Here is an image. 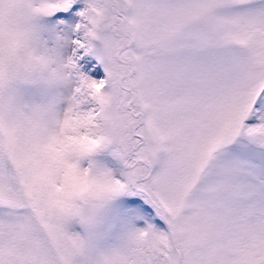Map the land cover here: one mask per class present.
<instances>
[{"label": "snow or ice", "instance_id": "6c2138e0", "mask_svg": "<svg viewBox=\"0 0 264 264\" xmlns=\"http://www.w3.org/2000/svg\"><path fill=\"white\" fill-rule=\"evenodd\" d=\"M0 264H264V0H0Z\"/></svg>", "mask_w": 264, "mask_h": 264}]
</instances>
